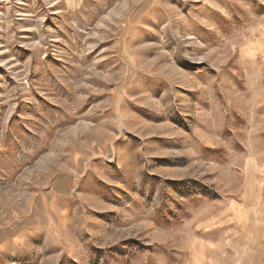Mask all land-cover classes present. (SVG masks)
<instances>
[{"label":"rangeland","instance_id":"rangeland-1","mask_svg":"<svg viewBox=\"0 0 264 264\" xmlns=\"http://www.w3.org/2000/svg\"><path fill=\"white\" fill-rule=\"evenodd\" d=\"M0 264H264V0H0Z\"/></svg>","mask_w":264,"mask_h":264}]
</instances>
